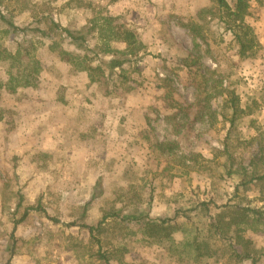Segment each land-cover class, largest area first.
<instances>
[{
	"label": "rangeland",
	"instance_id": "rangeland-1",
	"mask_svg": "<svg viewBox=\"0 0 264 264\" xmlns=\"http://www.w3.org/2000/svg\"><path fill=\"white\" fill-rule=\"evenodd\" d=\"M208 8L212 11L200 14ZM1 13L47 36L28 31L11 38L0 20V48L14 52L18 42L33 43L42 66L31 86L12 92L0 85V264H101L90 256L98 246L81 225H97L112 209L124 218L165 219L201 202L223 217L224 227L211 238L215 253L201 264H253L238 261L229 237L238 253L249 252L259 257L255 264H264V220L243 211L258 209L264 218V180L239 185L242 167L246 180L254 173L249 163H258L264 142V0H251L246 18L261 44L249 58L239 56L211 0H1ZM105 16L132 28L143 44L140 55L124 66L125 80L114 74L107 81L97 66L95 49L106 41L100 31ZM194 21L201 25L198 47L180 25ZM54 24L83 32L95 25L87 36L93 52H80ZM63 49L86 70L60 60ZM190 55L217 71L209 85L214 81L217 91L224 90L213 100L217 117L195 120L193 128L187 124L197 109L194 68L190 73L186 67ZM88 73L101 81L92 83ZM12 76L22 84L27 75L18 76L0 60V82ZM226 88L239 98L233 128L231 109L224 105ZM20 89L28 93L18 94ZM181 105H192L188 117L166 118ZM20 124L31 135L22 137L32 149L25 150V159L8 149L9 135ZM100 176L102 194L84 209ZM125 224L129 228L111 220L95 233L102 249L115 253L110 264H178L171 237Z\"/></svg>",
	"mask_w": 264,
	"mask_h": 264
},
{
	"label": "trees",
	"instance_id": "trees-1",
	"mask_svg": "<svg viewBox=\"0 0 264 264\" xmlns=\"http://www.w3.org/2000/svg\"><path fill=\"white\" fill-rule=\"evenodd\" d=\"M213 5L216 7L217 11L222 12V15H219L218 18L223 23L226 30H228L235 42L238 45V53L242 58H249L254 56L261 44L256 36L253 27L246 21V18L251 16V0H232L233 4L230 5L228 0H211ZM257 1V0H256ZM1 3V0H0ZM212 11L211 8L202 9L200 14L205 12ZM0 20H2L6 29H3L4 34H11V38L15 39L16 34H23L32 32L37 33L43 37H46L47 34L38 27H19L10 19H7L2 13L0 14ZM183 28H186L192 38L195 47H198V39L201 37V25L198 22L193 23H180ZM56 29H61L57 24H54ZM103 26L100 28L102 34H105V43L102 46H97L96 57L98 58L97 66L102 72V77L107 76V81L111 80L114 74L119 75L120 78L126 79L124 74L125 68L124 66L128 63H132L133 60L130 57H135V59L140 55L141 49L143 48L142 42L138 39L135 31L125 26L124 24L117 23L116 17L113 16H105L103 17ZM96 28L95 25H92L87 32H83L81 30L72 31L70 29L64 28L61 31L65 34L66 38L69 40V43L75 45L80 52L91 53L93 49L89 46V41L87 36L90 35L92 30ZM24 42V41H23ZM21 43H17L16 50L14 52L10 51L7 48H0V60L9 62L10 68H16L17 75L21 74V71L27 76L23 77L22 84L18 82L16 76H12L8 83L0 85H4L10 91H16L19 86L27 87L31 86L33 81L32 78L38 74L41 70V63L36 56V46L33 43L26 41V45ZM111 42L123 43V48L113 47ZM198 49L196 50V52ZM60 60L66 61L71 66L77 67V56L68 53L67 51L59 50L58 52ZM99 54H103V57H108V59H104L100 57ZM81 64L80 62H78ZM82 67H79L80 70H86V68L81 64ZM186 67L191 73L193 69V87L195 88V101L194 106L197 107L194 120L189 121L187 124L190 128H193L194 121L206 122L211 119H215L218 115L216 109L213 108V100L217 97L221 96L224 92L222 89H218L216 85L209 82L212 80L214 75H217L216 70H211L206 67L198 57L194 58L190 55V59L188 63H186ZM118 70V72H117ZM107 72V73H106ZM12 73H10L11 75ZM90 81L100 82L102 77H93L92 74L88 73ZM32 77V78H31ZM220 87L223 85V79H220ZM216 83V82H215ZM219 87V88H220ZM229 99L224 101V105L228 106L231 109V117H230V127L233 128L235 124V120L240 113L239 106V98L235 95L234 90L230 88H226L225 90ZM192 105L188 106H179L178 110L166 117L167 119L175 118L177 114L183 113L185 117L189 116V110ZM1 120V119H0ZM161 147L164 144L158 143ZM166 146V145H165ZM258 163H255L254 160L250 161V165L254 167V173L251 175L249 180H246L247 171L245 167H242V181L239 184L240 186H246L250 182H257L264 180V142L261 143L258 147V151L256 153ZM261 168V171L259 169ZM103 184V177L100 176L97 178L92 193L90 195L89 201L85 204L84 209H86L95 199H97L101 194V186ZM239 185L235 188L238 189ZM209 203L201 202L198 203L194 209L189 210H177L173 217H168L165 219H151L147 215H143L138 217L137 215H131L129 218H124L121 214L120 210L112 209L107 211L99 221L97 225H81L85 227L88 231L92 242L96 243L98 249L96 253L91 254L90 256L96 257L101 264H110L111 260L114 259L115 253L111 251H106L102 249L101 241L96 238L95 233H101L104 231V226L106 223L111 220L115 221L118 225L123 224L127 226L125 223H134L135 226L140 227L139 230L146 232H155L158 234H162L160 236L171 237L174 242V257L175 261L178 264H201L208 258H211L215 251L212 252L211 249V238L215 237L221 230L222 227V219L219 213L215 214L211 212L208 207ZM28 208L26 212L22 215V217L16 222H21L29 211ZM243 211L254 214L256 220L263 221V213H261L258 209H249L243 208ZM182 220V222H179ZM230 225V224H229ZM80 226V227H81ZM129 232V231H128ZM129 233H133L132 231ZM179 235V236H178ZM178 236V237H177ZM221 239V238H220ZM230 248H232V252L236 253V257L238 261L244 259H250L253 264L258 260V258L250 255L249 252L238 253L234 244L231 242L232 237L228 238ZM120 248L116 247L113 249L114 252H118ZM114 255V256H113ZM123 264H129L127 262H122Z\"/></svg>",
	"mask_w": 264,
	"mask_h": 264
},
{
	"label": "crops",
	"instance_id": "crops-1",
	"mask_svg": "<svg viewBox=\"0 0 264 264\" xmlns=\"http://www.w3.org/2000/svg\"><path fill=\"white\" fill-rule=\"evenodd\" d=\"M19 92L21 93V92H23V93H25V94H27L28 92L27 91H21V89L20 90H18V94H19ZM27 92V93H26ZM43 120H46V119H43ZM0 122H1V120H0ZM28 127H31L32 125H31V122H27V123H25ZM25 124H20L18 127H16V132H14V135L12 134V135H9V138L10 139H12V141H13V143H11V146L10 147H8V149L10 150V151H12V153L13 152H16L14 155H16V156H20V158H23V159H25V158H27L25 155H24V153H25V150H28V151H30V150H32L31 149V147L30 146H28V148L24 145V142H27V140H28V138L26 139V137H25V139H22V137H23V135H27L28 137H30L31 135H30V133H28V132H25V133H23V131H25V129H23L24 127H27ZM47 126H48V124H46V127H44L45 129H47ZM23 129V130H22ZM12 136V137H11ZM46 137H47V135H46ZM47 144V143H46ZM24 145V146H23ZM27 151V152H28ZM32 152V151H31Z\"/></svg>",
	"mask_w": 264,
	"mask_h": 264
}]
</instances>
